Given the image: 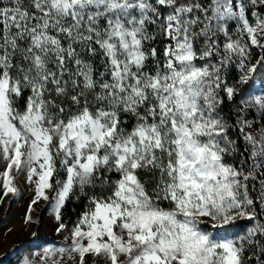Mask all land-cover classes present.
<instances>
[{"label":"snow or ice","instance_id":"1","mask_svg":"<svg viewBox=\"0 0 264 264\" xmlns=\"http://www.w3.org/2000/svg\"><path fill=\"white\" fill-rule=\"evenodd\" d=\"M20 176L65 242L21 264H264V0H0Z\"/></svg>","mask_w":264,"mask_h":264},{"label":"rangeland","instance_id":"2","mask_svg":"<svg viewBox=\"0 0 264 264\" xmlns=\"http://www.w3.org/2000/svg\"><path fill=\"white\" fill-rule=\"evenodd\" d=\"M25 179V176H20L16 181L20 189L18 195L9 193L3 197V203H0V264H21L22 259L29 255V250L39 251L48 245L65 243L63 237L56 234L53 209L45 201L41 200L34 206V222L25 223V215L32 199ZM2 195L0 192V196Z\"/></svg>","mask_w":264,"mask_h":264},{"label":"trees","instance_id":"3","mask_svg":"<svg viewBox=\"0 0 264 264\" xmlns=\"http://www.w3.org/2000/svg\"><path fill=\"white\" fill-rule=\"evenodd\" d=\"M51 195V193H50ZM81 209L77 208L76 212H79ZM65 222L69 223V225L71 226V221L76 219V213L73 212L72 210V206L70 205L66 210H65Z\"/></svg>","mask_w":264,"mask_h":264}]
</instances>
